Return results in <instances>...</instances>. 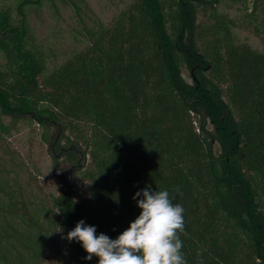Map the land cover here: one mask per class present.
Masks as SVG:
<instances>
[{
	"label": "trees",
	"instance_id": "trees-1",
	"mask_svg": "<svg viewBox=\"0 0 264 264\" xmlns=\"http://www.w3.org/2000/svg\"><path fill=\"white\" fill-rule=\"evenodd\" d=\"M16 1L0 5V138L37 123L72 179L48 206L1 166L0 264H98L67 233L116 239L148 187L183 206L188 264H264V50L221 10L239 2L264 42V0H132L82 22L87 46L52 69L29 18L45 0Z\"/></svg>",
	"mask_w": 264,
	"mask_h": 264
},
{
	"label": "rangeland",
	"instance_id": "rangeland-1",
	"mask_svg": "<svg viewBox=\"0 0 264 264\" xmlns=\"http://www.w3.org/2000/svg\"><path fill=\"white\" fill-rule=\"evenodd\" d=\"M78 9L61 0H45L41 6L29 8L31 27L37 42L48 55V68L52 69L87 46L82 22L89 27L95 23H110L132 0H73ZM16 0H0V5L15 6ZM221 10L235 19L234 33L240 42L264 50V42L244 25L242 6L227 1ZM81 16V17H80ZM84 20V21H82ZM0 59L2 56L0 55ZM190 80V74L184 70ZM5 123L10 119L4 118ZM52 145L43 139V129L35 122L19 121L9 136L0 138V168L7 166L13 178L19 173L20 184L29 190L35 201L50 206L52 196L68 188L72 179L66 163L57 169L53 156L60 154L57 142ZM4 164V165H3ZM80 179V178H79Z\"/></svg>",
	"mask_w": 264,
	"mask_h": 264
},
{
	"label": "clouds",
	"instance_id": "clouds-1",
	"mask_svg": "<svg viewBox=\"0 0 264 264\" xmlns=\"http://www.w3.org/2000/svg\"><path fill=\"white\" fill-rule=\"evenodd\" d=\"M173 193L180 194L178 187ZM141 209L139 216L116 239L101 233L95 226L79 221L67 233L68 241H78L88 254L85 259L98 257V264H188L181 235L185 233L184 208L173 203L168 190L152 191L150 187L133 196ZM202 255L197 252V257ZM198 264H202L199 261Z\"/></svg>",
	"mask_w": 264,
	"mask_h": 264
}]
</instances>
